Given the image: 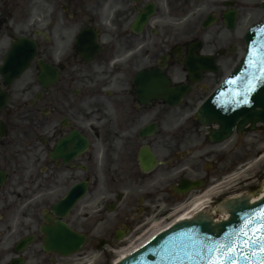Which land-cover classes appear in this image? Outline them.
Returning a JSON list of instances; mask_svg holds the SVG:
<instances>
[{"label":"flooded vegetation","instance_id":"1","mask_svg":"<svg viewBox=\"0 0 264 264\" xmlns=\"http://www.w3.org/2000/svg\"><path fill=\"white\" fill-rule=\"evenodd\" d=\"M150 5L153 18L136 31L133 22ZM256 6L257 0H0V66L15 39L36 44V58L19 79L7 86L0 76V264H73L72 257L44 249L43 229L59 222L83 234L86 244L97 239L99 250L140 237L150 222L153 183L139 169L138 154L150 150V110L166 118L163 109L170 108L150 99L140 104L139 88L150 96L154 69L174 85L187 84L188 57L199 55L212 63L205 62L189 96L206 93L237 61L239 32L257 15ZM32 12L35 29L26 34ZM209 16L214 23L204 28ZM169 21L175 26L164 25ZM82 31L97 42L77 49ZM40 64L54 71L47 90L37 83ZM197 125L169 126L174 130L163 140L166 153L184 154L170 169L176 183L212 182L234 169L233 153L219 165L211 152L206 161H214V170L202 174L198 147L208 143L211 129ZM79 184L82 201L62 218L54 214L58 196ZM169 193L173 206L183 199Z\"/></svg>","mask_w":264,"mask_h":264},{"label":"water","instance_id":"2","mask_svg":"<svg viewBox=\"0 0 264 264\" xmlns=\"http://www.w3.org/2000/svg\"><path fill=\"white\" fill-rule=\"evenodd\" d=\"M246 41V56L240 68L225 83L221 93L206 105L201 114L204 113L205 109L217 105L222 100V104L216 107L214 114L225 116L229 111V114H231L233 107L231 109L228 107V101L231 102L232 100L238 102V104L236 102L233 105L235 110L236 107L241 109L240 112L235 114L236 118L244 116V111L264 107V24L253 30ZM248 95L249 99H247ZM242 98L244 100L241 101ZM245 200L248 202L246 198H242L226 202V204ZM262 201H264V198L255 204L250 205L247 203L243 208L238 207L236 216H232L228 212L230 219L224 222V230L218 235L210 231H204L199 224H191L189 220L179 222L177 224L182 225V227H177V224H175L168 230L156 235L148 244L118 264H206V261L198 260L194 256L195 252L208 243L204 239L205 237L215 242H235L239 245V250L234 254L236 264H249V261H252L253 264H261V254L257 252L255 256L251 255L254 249L251 246L244 245L243 242L246 237L241 233V229L251 233L252 228L258 226L245 227L242 218L251 220L258 216L260 209L264 208V202ZM226 204L223 206L225 209ZM195 213L182 219H188ZM250 213L253 215H249ZM226 234L227 240L225 239ZM185 252L188 253V256L185 255ZM241 252L248 257V260L242 258ZM228 264H231V262L229 261Z\"/></svg>","mask_w":264,"mask_h":264},{"label":"snow or ice","instance_id":"3","mask_svg":"<svg viewBox=\"0 0 264 264\" xmlns=\"http://www.w3.org/2000/svg\"><path fill=\"white\" fill-rule=\"evenodd\" d=\"M264 202V201H262ZM247 201H233L225 205L227 211L232 214V216L237 215V208H243L247 205ZM253 215V214H249ZM245 222V227H249L251 225H258L257 227L252 228L251 233L244 231L241 229V233L246 237L244 240L245 246H251L254 251L251 252V255L255 256L256 253L261 254V264H264V208L260 209L259 215L254 219L242 218ZM191 224H199L204 231H210L214 234H219L224 230L225 224L224 222H219L215 225L212 224L210 218L204 216L201 213L198 216L189 218ZM177 227H182V225L177 224ZM208 241L207 244L202 246L199 251L194 253V256L198 260L206 261V264H228L230 261L231 264H236V260L234 259V254L239 250L240 246L235 242H215L209 240L208 237L204 238ZM227 240V234L225 236ZM185 255L188 256V253L185 252ZM241 256L243 259L248 260L247 256L243 255L241 252ZM189 258H191L189 256ZM249 264H253L252 261H249Z\"/></svg>","mask_w":264,"mask_h":264},{"label":"rangeland","instance_id":"4","mask_svg":"<svg viewBox=\"0 0 264 264\" xmlns=\"http://www.w3.org/2000/svg\"><path fill=\"white\" fill-rule=\"evenodd\" d=\"M167 124V123H166ZM172 125V122L169 124V125H165V126H171ZM251 178L253 180V184L254 185H258V187L260 186L261 182L264 180V157L256 160H252V163H251ZM257 188V187H255ZM254 190H251L249 191V193L251 195H254ZM98 264H102L101 262L98 263Z\"/></svg>","mask_w":264,"mask_h":264},{"label":"bare ground","instance_id":"5","mask_svg":"<svg viewBox=\"0 0 264 264\" xmlns=\"http://www.w3.org/2000/svg\"><path fill=\"white\" fill-rule=\"evenodd\" d=\"M207 196H208L207 194L203 195L202 198H201L199 201H197V204H195L194 206H191V207L187 210V212H184V213L180 214V216H178L177 219H182V218H184V217H187V216H189V215H191V214H193V213H195V212H197V211H200V210H202V209L208 207V205H207V203H206V197H207ZM166 226H167V225H164V226L159 227V225H156V224H155V225L152 226V228H151V229H152V233L150 234L149 237H151V235H153L155 232L159 231L160 229H162V228H164V227H166Z\"/></svg>","mask_w":264,"mask_h":264}]
</instances>
